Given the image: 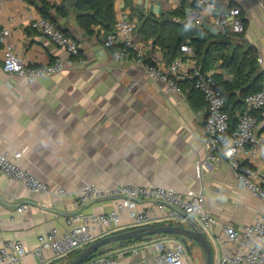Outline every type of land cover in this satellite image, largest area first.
Segmentation results:
<instances>
[{"label": "crops", "instance_id": "0c3cea01", "mask_svg": "<svg viewBox=\"0 0 264 264\" xmlns=\"http://www.w3.org/2000/svg\"><path fill=\"white\" fill-rule=\"evenodd\" d=\"M229 1L245 9L241 38L256 50L264 70V5L260 0ZM47 2V17L77 41L84 64L75 60L63 73L28 84L23 77L2 71L0 43V148L21 152L19 164L49 190L29 192L0 173V245L17 240L34 249L40 236L52 228L63 232L67 220L78 212L101 214L113 208L115 199L76 209L74 197L84 184L156 185L185 196H203L205 210L216 220L206 232L216 264L225 250L223 227L240 229L257 216L264 218V199L239 188L225 161L207 170L199 167L206 155L205 103L199 107L196 95L185 90L165 91L129 59L114 60L111 49L102 45V29L95 26L92 34H85L72 7L67 5V13L62 14V0ZM40 8L37 0H5L0 5V32L8 29L6 42L35 65L65 57L60 48L30 29L29 22L41 16ZM188 8L193 7L185 12ZM114 10L116 18L125 13L135 26L141 14L166 19L173 11L167 2L155 0H114ZM204 28L216 32L210 25ZM135 43L147 46L153 62L166 63L151 40L142 41L136 34ZM218 64L217 60L209 72L229 78ZM257 118L264 129V111ZM252 165L264 172V153ZM60 188L67 191L65 196L57 195ZM23 205L27 208L21 210ZM128 228L123 223L119 231ZM155 237L124 247L111 244L104 255L112 256L115 264H152L157 245L174 240ZM38 263L37 258L25 256L16 264Z\"/></svg>", "mask_w": 264, "mask_h": 264}, {"label": "built area", "instance_id": "2783aa9c", "mask_svg": "<svg viewBox=\"0 0 264 264\" xmlns=\"http://www.w3.org/2000/svg\"><path fill=\"white\" fill-rule=\"evenodd\" d=\"M4 1L0 0V5ZM155 1L167 2L171 10L181 8V0ZM246 18L245 9L231 4L229 0H195L194 7L185 12V21L189 24L203 28L210 25L217 33L228 32L235 37L244 35ZM29 27L60 48L65 57H57L44 65H35L6 42L9 30L3 29L0 32L3 72L21 76L28 84H32L41 78L63 73L75 60L84 64L79 59L77 41L52 21L39 16L29 22ZM102 45L106 49H115L112 54L114 60L129 59L133 64L142 67L149 78L163 85L165 91L182 93L184 90L180 84L191 82L206 107L203 124L206 155L199 167L207 170L209 166H218L225 161L239 188L249 191L254 197L264 199V172L252 165V161L264 153V129L260 127L257 118L264 111V89L243 98L242 108L236 113L234 127L231 128L230 117L225 111V102L217 89L213 73L201 70L192 48L187 43L180 45V56L166 63L153 62L147 46L135 43V22L125 13H120L113 30L104 34ZM258 63H261L259 59ZM20 158L21 152L0 148V173L29 192L49 193L43 182L19 164ZM66 194L65 189L60 188L57 191L59 196ZM104 197L119 198L114 200L113 208L109 212H78L72 219L67 220V228L63 232L52 228L44 236H40L38 246L34 249H27L17 240L5 241L0 245V264H16L25 256L37 258L38 264H46L49 260L80 250L100 237L118 232L123 223L132 228L157 222H181L179 214L169 206L193 216L204 232L216 223L205 210L202 195L185 196L172 188L156 185L122 184L105 188L84 184L76 193L73 206L80 209L84 204ZM26 208L23 205L21 210ZM223 231L225 250L218 255L216 264H264V218L257 216L240 229L225 225ZM45 252L50 256H46ZM82 264H115V259L103 255ZM152 264L191 262L184 244L174 239L170 244L157 245V254Z\"/></svg>", "mask_w": 264, "mask_h": 264}, {"label": "trees", "instance_id": "16d2710c", "mask_svg": "<svg viewBox=\"0 0 264 264\" xmlns=\"http://www.w3.org/2000/svg\"><path fill=\"white\" fill-rule=\"evenodd\" d=\"M37 1L41 3V16L49 19L46 14L49 7L47 0ZM67 5L72 7L77 24L85 34H92L93 27L95 26L102 29L104 34L113 30L116 20L114 0H62V4L60 5L64 9L61 12L62 14L67 13ZM194 5L195 1L181 0V8L168 12L166 20L165 16L155 17L151 14H141L138 18L137 26H135V35L137 34L145 42L151 40L152 44L162 51L166 62L181 55L180 45L183 43H187L192 48L194 57L202 71L214 69L215 62L218 60V67L223 70V73L230 76L229 78H225L222 74H214L217 89L224 99V108L230 117L232 128L234 127L236 113L242 108L243 98L250 93L264 89V70L260 68L257 62L256 50L253 46L244 42L241 38L243 35L235 37L228 32L214 33L201 26H195L186 22L185 9L187 7H194ZM174 18L178 21H175ZM237 37L238 39H236ZM110 49L112 52L115 51L114 48ZM180 86L188 92L187 95H196L195 102L199 103V107L202 103L204 104L201 95L194 89L191 82H183ZM164 224L173 223L157 222L152 225ZM133 228L135 227L122 231ZM154 236H171L183 243L186 251H189L190 245L184 238L168 234L125 240L114 243V245L124 247L135 242L145 241ZM191 242L195 244V242ZM108 246L98 250L86 261L104 255L108 251ZM78 251L75 250L67 256L71 258L72 255H77Z\"/></svg>", "mask_w": 264, "mask_h": 264}, {"label": "water", "instance_id": "95a60500", "mask_svg": "<svg viewBox=\"0 0 264 264\" xmlns=\"http://www.w3.org/2000/svg\"><path fill=\"white\" fill-rule=\"evenodd\" d=\"M194 1L195 0H192V2ZM260 1L262 5H264V0ZM116 198L119 197H104L92 200L91 203L104 200H112ZM169 207L179 214L182 219L181 222H174L173 224L164 225H147L135 227L130 230L120 231L100 237L99 239L80 249L78 251V254L66 264H82L89 257L94 255L98 250L114 243L159 234L176 235L197 243L202 248L205 254V264H213V249L206 233L201 229L196 219L179 208L172 206Z\"/></svg>", "mask_w": 264, "mask_h": 264}, {"label": "rangeland", "instance_id": "374dc122", "mask_svg": "<svg viewBox=\"0 0 264 264\" xmlns=\"http://www.w3.org/2000/svg\"><path fill=\"white\" fill-rule=\"evenodd\" d=\"M206 233V232H205ZM207 237L208 234L206 233ZM156 239V237H155ZM186 242L190 245L189 251L187 250V254L190 256L191 264H205V254L202 248L198 244H193L191 240L185 239ZM114 245V244H113ZM75 254L71 256H65L58 260H61L59 264H66L68 261L74 258ZM103 256V255H101ZM214 261V260H213ZM214 264V262H213Z\"/></svg>", "mask_w": 264, "mask_h": 264}]
</instances>
